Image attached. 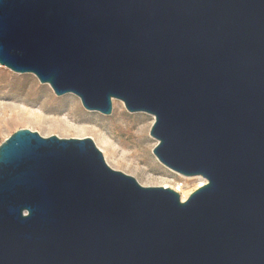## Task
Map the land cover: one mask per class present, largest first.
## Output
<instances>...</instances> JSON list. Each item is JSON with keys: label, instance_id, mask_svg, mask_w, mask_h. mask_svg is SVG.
<instances>
[{"label": "water", "instance_id": "water-1", "mask_svg": "<svg viewBox=\"0 0 264 264\" xmlns=\"http://www.w3.org/2000/svg\"><path fill=\"white\" fill-rule=\"evenodd\" d=\"M0 66L154 118L185 201L90 138L0 145V264H264V0H0Z\"/></svg>", "mask_w": 264, "mask_h": 264}, {"label": "rangeland", "instance_id": "rangeland-1", "mask_svg": "<svg viewBox=\"0 0 264 264\" xmlns=\"http://www.w3.org/2000/svg\"><path fill=\"white\" fill-rule=\"evenodd\" d=\"M153 123L152 116L129 113L118 100L112 101L110 115L86 111L76 96L58 97L33 75L0 66V145L20 129L44 138H90L111 169L133 177L143 187L170 189L183 184L190 195L199 181L177 176L153 155L157 145L149 134ZM144 151L148 153L145 163H138L135 157Z\"/></svg>", "mask_w": 264, "mask_h": 264}, {"label": "bare ground", "instance_id": "bare-ground-1", "mask_svg": "<svg viewBox=\"0 0 264 264\" xmlns=\"http://www.w3.org/2000/svg\"><path fill=\"white\" fill-rule=\"evenodd\" d=\"M145 148H147V147H145ZM143 154L139 153V154L136 155L135 160L138 163H145L144 156H147L148 153H146V151H144ZM174 173L177 176H179V177H181V178H183L185 180L197 179L199 181L198 187H200V186H202V185H204L206 183V181L203 178H201V177L188 178V177L181 176L180 174H178L176 172H174ZM164 187L167 188V186H164ZM183 188H184V185L183 184H178L177 187H173V188L171 187L170 188V189H172L173 191H175L176 193L179 194L181 201H185L187 199L188 195H189V193H187L186 191H184Z\"/></svg>", "mask_w": 264, "mask_h": 264}]
</instances>
